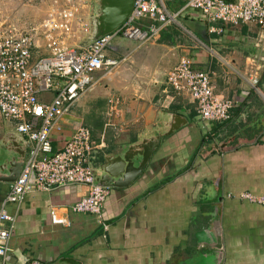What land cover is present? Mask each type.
<instances>
[{"label": "crops", "instance_id": "1", "mask_svg": "<svg viewBox=\"0 0 264 264\" xmlns=\"http://www.w3.org/2000/svg\"><path fill=\"white\" fill-rule=\"evenodd\" d=\"M166 6L177 20L153 41L112 39L106 53L119 64L106 76L94 74V85L61 118L52 145L62 149L78 126H86L99 146L92 155L98 165L160 126L168 113L187 123L161 138L130 186L110 188L102 214L107 230L93 214L69 210L87 194L83 184L29 192L19 207L8 203L16 221L5 264H264V205L237 197L264 190V29L211 24L178 0ZM46 54L39 40L33 60ZM182 57L209 72L217 96L234 101L228 119L202 120L190 98L169 85L167 76ZM245 72L257 74L256 87ZM110 100H117L115 113ZM9 128L14 124L0 114V144ZM10 185L0 182V204ZM51 206L61 207L68 225L51 222ZM212 220L219 222L217 233Z\"/></svg>", "mask_w": 264, "mask_h": 264}, {"label": "built area", "instance_id": "2", "mask_svg": "<svg viewBox=\"0 0 264 264\" xmlns=\"http://www.w3.org/2000/svg\"><path fill=\"white\" fill-rule=\"evenodd\" d=\"M168 1L171 0H134L130 15L118 29L93 42L78 40L77 44L74 41L79 7L73 0H52L48 16L38 26L26 30L18 29L0 11V114L14 124L27 145L22 171L0 204L2 264L10 258V240L16 221L6 205L12 203L19 207L29 192L83 184L87 194L69 210L93 214L107 230L102 214L110 188L94 183L90 164L99 146L93 141L91 130L78 126L63 148L56 151L51 136L61 130V118L94 85V74L102 71L106 76L119 64V60L106 53L114 37L143 44L153 41L162 28L176 22L178 13L168 11ZM178 1L184 3V8L197 10L211 24L257 23L264 29V0ZM79 27L83 33H78V38L90 31L86 21ZM211 30L221 33L223 27L212 25ZM39 40L44 41L47 54L33 60V49ZM256 75L250 74L248 79L253 87L259 82ZM167 82L177 94L190 98L202 120L228 119L234 101L217 96L209 72L194 69L191 59L180 58L169 72ZM109 104V111L115 113L117 100H110ZM237 197L264 205V190L260 194L242 192ZM60 209L50 207L51 222L68 225ZM25 264L45 263L29 260Z\"/></svg>", "mask_w": 264, "mask_h": 264}, {"label": "water", "instance_id": "3", "mask_svg": "<svg viewBox=\"0 0 264 264\" xmlns=\"http://www.w3.org/2000/svg\"><path fill=\"white\" fill-rule=\"evenodd\" d=\"M94 28L88 43L118 29L130 15L134 0H97ZM162 124L146 130L135 142L125 144L118 153H108L103 162L90 164L94 183L101 187L125 188L130 186L142 173L158 148L163 136L170 135L187 123L178 114L168 113ZM26 140L16 128H9L0 144V182L13 183L20 175L26 158ZM210 227L219 232L218 220L210 221ZM218 241V238H217ZM217 246V244L215 245Z\"/></svg>", "mask_w": 264, "mask_h": 264}, {"label": "rangeland", "instance_id": "4", "mask_svg": "<svg viewBox=\"0 0 264 264\" xmlns=\"http://www.w3.org/2000/svg\"><path fill=\"white\" fill-rule=\"evenodd\" d=\"M76 4L75 6L78 8L79 19L75 24V29L77 30V38H75L74 44H77L78 40H83L84 42H89L85 37L78 38V33L81 34L83 32L80 31V24L83 21H86L90 26V31L87 35L93 33V22L94 16L97 10V3L95 0H86V6L83 9V0H73ZM52 3V0H0V11L1 13L9 16L15 26L20 30H26L34 25L38 26L51 12V7L49 4ZM81 5V6H79ZM84 16V18H83ZM75 32V30H74ZM84 38V39H83ZM73 43V42H71ZM250 44L245 41V48L252 50L251 47H248ZM246 52V51H245ZM252 54H256L257 50L254 47ZM263 65H261V70L263 69ZM251 70L250 72H252ZM249 72V73H250ZM245 72V81H248L250 78V74ZM105 75H101L103 77ZM104 79V78H102Z\"/></svg>", "mask_w": 264, "mask_h": 264}]
</instances>
